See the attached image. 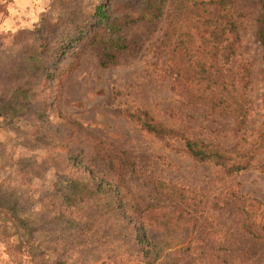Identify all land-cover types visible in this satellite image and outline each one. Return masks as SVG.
Wrapping results in <instances>:
<instances>
[{
  "label": "rangeland",
  "instance_id": "obj_1",
  "mask_svg": "<svg viewBox=\"0 0 264 264\" xmlns=\"http://www.w3.org/2000/svg\"><path fill=\"white\" fill-rule=\"evenodd\" d=\"M101 1L0 0V264H145L150 240L162 247L153 264H213L211 255L264 264V240L242 227L247 199L261 221L264 175L196 161L181 139L253 141L264 114L259 0L234 2V61L248 70L252 105L239 131L230 115L187 102L173 81L170 46L160 41L176 0H164L152 26L127 25L129 45L106 67L99 64L105 35L91 24L76 35L67 16L80 18ZM106 7L130 10L124 0ZM61 41L68 45L53 63L43 53ZM142 112L176 134L146 131ZM73 140L88 155L68 151ZM155 180L187 190L195 206L164 200ZM140 228L146 236L135 245Z\"/></svg>",
  "mask_w": 264,
  "mask_h": 264
},
{
  "label": "trees",
  "instance_id": "obj_2",
  "mask_svg": "<svg viewBox=\"0 0 264 264\" xmlns=\"http://www.w3.org/2000/svg\"><path fill=\"white\" fill-rule=\"evenodd\" d=\"M237 0H176L175 7L167 15L166 29L160 45L168 47L171 61L173 81L179 93L189 103L203 104L211 113L227 114L233 119V127L239 131L246 125L252 110L251 101L247 95L248 70L242 63L234 61L238 42L237 14L234 12V2ZM122 0H102L87 14L79 17L67 14L74 26V33L80 35L88 32L89 25L105 35L99 38V64L106 67L116 61L117 56L129 45L123 33L124 28L133 23H143L152 26L161 16L164 0H124V7L129 11L114 12L106 5H118ZM260 13L258 15L255 37L261 46V58L264 75V0H259ZM84 38V37H83ZM63 43L45 54L54 63L61 54ZM42 54V55H43ZM17 87L23 82L17 80ZM264 111V107H263ZM141 127L153 135L163 138L176 134V131L163 127L153 121L145 112ZM185 151L196 161H209L219 165L227 173H233L248 168H256L264 175V114L263 121L258 126L253 141L244 146L240 142L224 147L217 144L181 136ZM88 149L92 148L86 145ZM84 146L73 140L68 151L81 150ZM108 160L112 156L106 155ZM86 161L90 159L86 157ZM108 185L112 177L102 173ZM113 184V183H112ZM152 190L162 195L169 202H185L193 208L194 202L187 190L171 184L155 180ZM116 195V194H115ZM254 200L246 201L243 229L251 236L264 240V210L260 212L261 221L255 219ZM132 233L134 243L142 244V236H146L144 229ZM144 250L143 262L153 264L160 258L161 245L154 240L147 242ZM213 264H226L215 255ZM44 264H61L58 261Z\"/></svg>",
  "mask_w": 264,
  "mask_h": 264
}]
</instances>
